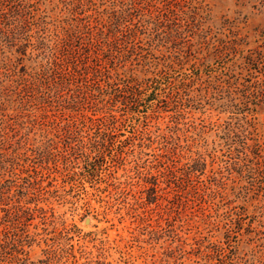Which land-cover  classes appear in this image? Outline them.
I'll return each instance as SVG.
<instances>
[{
  "label": "rangeland",
  "instance_id": "obj_1",
  "mask_svg": "<svg viewBox=\"0 0 264 264\" xmlns=\"http://www.w3.org/2000/svg\"><path fill=\"white\" fill-rule=\"evenodd\" d=\"M0 264H264V0H0Z\"/></svg>",
  "mask_w": 264,
  "mask_h": 264
}]
</instances>
